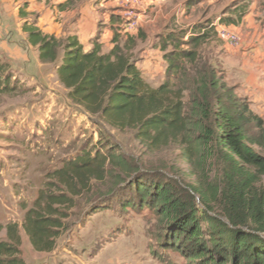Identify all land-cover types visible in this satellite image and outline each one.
I'll use <instances>...</instances> for the list:
<instances>
[{"label":"trees","instance_id":"trees-1","mask_svg":"<svg viewBox=\"0 0 264 264\" xmlns=\"http://www.w3.org/2000/svg\"><path fill=\"white\" fill-rule=\"evenodd\" d=\"M232 23L237 21L227 22ZM35 24H24L29 42L42 63L61 60L57 75L74 105L98 118L102 129L132 132L145 154L177 147L191 169L190 181L137 185L139 206L164 220L163 248L180 251L189 264H264V159L253 148H264V119L205 54L216 29L198 24L163 38L166 76L154 88L138 68L134 37L122 45L116 34L105 54L98 32L87 52L77 37L60 40ZM18 85L12 68L0 60V102L17 95ZM111 161L124 165L113 153H83L48 176L21 225L36 253L56 251L70 217L66 208L104 179ZM20 229L17 222L0 223V237L6 235L0 239V264H26Z\"/></svg>","mask_w":264,"mask_h":264},{"label":"rangeland","instance_id":"rangeland-1","mask_svg":"<svg viewBox=\"0 0 264 264\" xmlns=\"http://www.w3.org/2000/svg\"><path fill=\"white\" fill-rule=\"evenodd\" d=\"M101 2L106 3L108 17L118 25L114 28L113 39L116 34L120 35L123 45L128 37L140 30V25L134 32L123 31L119 1L99 0ZM247 5L248 0H192L186 11L191 14L190 30L198 24H208L216 29L203 47L205 54L218 64L227 84L236 87L237 94L248 99L251 110L264 119V103L250 95V90L243 81H239L228 64L231 58L237 60L235 54L239 53V46L233 47L221 40L218 28L213 26L217 23L220 28L224 14L229 19L236 6ZM261 5L264 8V0L258 1V6ZM102 28L105 26L100 25L99 31L103 34ZM189 29L173 27L172 31L178 34L189 32ZM134 55L139 61V56ZM60 61L51 66L50 73ZM3 62L11 67L9 61ZM14 75L19 80L18 93L6 96L0 102L2 119L18 107L31 110L52 94L59 96L57 102L64 106L65 112L72 103L68 92L58 88L53 78L47 77L46 86L42 87L28 81L26 75L18 72ZM65 112L63 116L67 114ZM34 113V119L28 117L7 134H3L0 128V222L20 224L22 258L26 264H189L180 251L163 248L164 220L156 216L149 206L141 208L137 195V185L147 187L154 184L155 179L162 184L181 179L190 181L192 171L184 165L177 147L145 154L132 132L102 129L98 118L80 111L68 120L66 117L62 120L60 116L43 123L37 120L40 112L34 110ZM253 148L264 159V148ZM83 153H113L115 157H122L124 165L117 167L112 165V161L108 163L104 179L94 181L91 191L77 197L73 208H66L70 217L66 220L67 229L56 251L52 254L36 253L21 226L25 215L32 208L38 193L46 187L48 176ZM261 185L264 186V176ZM174 190L184 192L182 188ZM0 239L6 240L5 232Z\"/></svg>","mask_w":264,"mask_h":264},{"label":"crops","instance_id":"crops-1","mask_svg":"<svg viewBox=\"0 0 264 264\" xmlns=\"http://www.w3.org/2000/svg\"><path fill=\"white\" fill-rule=\"evenodd\" d=\"M190 1L192 0H142L138 8L140 30L132 35L138 45V51L135 53L139 56L138 68L145 80L154 88L159 87L166 76L167 62L164 59L165 52L162 50V39L174 32L173 27L190 28L191 14L186 11ZM249 1L247 6H236L231 13V19H226L228 15L224 14L225 19L220 25L234 30L241 36L239 53L235 54L237 60L231 58L228 64L232 66L233 73L239 81H243L244 86L250 90V95H254L256 101L264 103V8L262 5L258 6L259 0H252L250 4ZM105 4L99 3V0H0V60L9 61L12 70L26 75L31 83L45 87L48 81L46 79L49 77L56 81L58 88L67 91L57 75L60 64L50 73L51 66L55 64L41 62L39 49L30 44L28 34L24 31V24L36 23V27L45 35L60 40L75 36L87 52L93 49L94 39L100 32V25H103L105 28H102L100 43L103 53L107 54L114 48V28L118 25L108 17ZM229 20H236L237 24H227ZM213 26L219 28L217 23ZM171 49L169 46L168 52ZM57 98L59 96L52 94L31 110L18 107L6 118H0L2 133L7 134L11 128L19 127L28 117L34 119V110L40 112L37 120H42V123L60 116L63 117L62 120L66 118L68 120L71 116L75 117L77 111L86 114L72 103L65 112L64 106L59 105ZM64 112L67 113L66 116L62 115Z\"/></svg>","mask_w":264,"mask_h":264},{"label":"built area","instance_id":"built-area-1","mask_svg":"<svg viewBox=\"0 0 264 264\" xmlns=\"http://www.w3.org/2000/svg\"><path fill=\"white\" fill-rule=\"evenodd\" d=\"M122 12L123 30L127 33L134 32L140 25V13L138 8L140 7L142 0H118ZM218 36L224 42L230 44L233 47H238L241 44V36L226 26L218 28Z\"/></svg>","mask_w":264,"mask_h":264}]
</instances>
